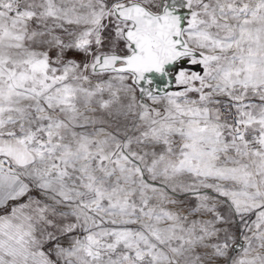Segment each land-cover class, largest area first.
Wrapping results in <instances>:
<instances>
[{"label":"snow or ice","instance_id":"obj_1","mask_svg":"<svg viewBox=\"0 0 264 264\" xmlns=\"http://www.w3.org/2000/svg\"><path fill=\"white\" fill-rule=\"evenodd\" d=\"M0 264H264V0H0Z\"/></svg>","mask_w":264,"mask_h":264}]
</instances>
